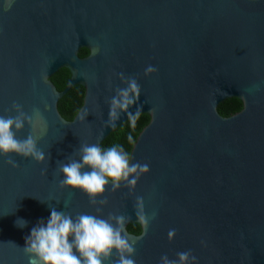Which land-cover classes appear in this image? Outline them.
<instances>
[{"label": "water", "instance_id": "water-1", "mask_svg": "<svg viewBox=\"0 0 264 264\" xmlns=\"http://www.w3.org/2000/svg\"><path fill=\"white\" fill-rule=\"evenodd\" d=\"M148 66L156 72L146 77ZM60 69L68 79L56 92L48 80ZM120 73L141 88L130 111L141 108L148 121L129 156L150 171L134 192L109 183L108 203L92 205L59 186L57 162L128 120L106 124L108 101L125 87ZM74 86L81 106L65 121L56 103ZM229 99L240 110L220 118L215 109ZM13 102L33 117L18 138L38 137L46 160L0 155V264H28L25 238L50 207L131 217L136 264L184 251L197 264H264V0H0V115H15Z\"/></svg>", "mask_w": 264, "mask_h": 264}, {"label": "clouds", "instance_id": "clouds-1", "mask_svg": "<svg viewBox=\"0 0 264 264\" xmlns=\"http://www.w3.org/2000/svg\"><path fill=\"white\" fill-rule=\"evenodd\" d=\"M155 72L154 67L148 66L144 75L151 76ZM118 76L125 87H117L115 95L108 101L106 124L113 126L122 114H126L134 129L142 111L138 107L133 114L130 109L137 105L141 88L135 77H125L123 73ZM109 86L111 87L110 82ZM11 111H14L15 115H0V155L6 158L13 155L30 158L44 164L46 157L44 151L38 147V137L31 133L23 139L17 136L25 125L34 126L33 117L17 102H13ZM88 115L89 113L84 111L80 119L85 120ZM128 140L130 143L133 142L131 135ZM77 156L79 159L75 158ZM7 163L16 166L10 158L7 159ZM149 171L147 163H133L129 153L121 145L104 149L99 143L82 142L79 149L67 158V162H57V174L63 176L59 186L62 189L79 190L87 196L92 205L108 203L103 194L109 183L113 192L121 186L134 192L138 181ZM50 209L51 214L47 222H38L25 238L23 249L28 256V264H136L134 257L137 239L129 237L125 232V225L131 217L113 213L106 218L86 213L72 217L68 213L57 211L54 207ZM134 209L137 219L146 230L150 218L145 212L142 197L136 198ZM97 211L100 209L97 208ZM154 216L155 214L152 218ZM16 225L23 228L27 222L18 219ZM175 234V229L169 230V242H172ZM160 264H197V261L190 251H184L178 252L176 259H170L166 254L162 255Z\"/></svg>", "mask_w": 264, "mask_h": 264}, {"label": "trees", "instance_id": "trees-1", "mask_svg": "<svg viewBox=\"0 0 264 264\" xmlns=\"http://www.w3.org/2000/svg\"><path fill=\"white\" fill-rule=\"evenodd\" d=\"M87 52L83 49L79 50L77 57L82 59L86 57ZM68 79V73L60 69L55 74H53L48 82L54 88L56 92H60L64 84ZM83 91L80 87L74 86L68 90V92L61 97L56 103L57 114L65 121H71L73 116L77 113L81 106ZM240 110V104L235 99L225 100L220 103L215 112L220 118H228L231 115L237 113ZM147 117L140 115L137 120L136 127L133 129L131 127L130 121L127 120L125 123L117 127L112 133H110L106 139L100 144L104 149L114 145H121L126 152L129 153L131 146L133 145L136 136L141 131V129L147 124ZM132 136L133 142H129L128 137ZM127 234L131 236H137L139 234V229L136 225H128L125 228Z\"/></svg>", "mask_w": 264, "mask_h": 264}]
</instances>
